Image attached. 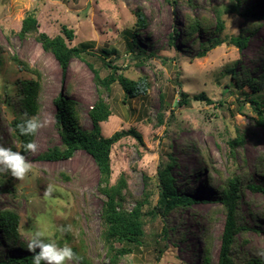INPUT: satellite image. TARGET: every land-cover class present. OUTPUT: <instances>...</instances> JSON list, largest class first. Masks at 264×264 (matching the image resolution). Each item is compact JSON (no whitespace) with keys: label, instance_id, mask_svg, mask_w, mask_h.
Wrapping results in <instances>:
<instances>
[{"label":"rangeland","instance_id":"obj_1","mask_svg":"<svg viewBox=\"0 0 264 264\" xmlns=\"http://www.w3.org/2000/svg\"><path fill=\"white\" fill-rule=\"evenodd\" d=\"M229 2L0 0V146L20 151L11 122L19 110V81L33 77L13 57L18 56L43 73L38 115L43 126L35 137L37 150L25 156L31 171L20 180L0 166V209L18 211L22 232L21 238L14 241L6 239L0 230V261L32 255L28 243L38 228H44L61 246L66 243L75 250L79 264H109L101 237L106 197L98 187L100 172L95 160L84 150L61 161L40 160L38 155L61 143L54 99L69 90L79 103L82 128H92L89 109L99 98L95 69L106 77L115 70L114 65L119 68L118 73L141 80L146 87L129 97L116 81L111 91L104 93L112 115L101 124L103 134L110 136L134 127L143 136L142 143L134 137L123 138L112 152V183L121 173L127 175L126 206L133 208L147 189L156 192L151 200L153 205L157 203L158 168L161 163L170 162V156L176 160L173 174L177 188L202 199L173 212L168 222L162 217L150 219L141 242L133 244L132 252L120 264H200L203 230L208 226L214 236L213 259L217 260L226 220L225 212L218 210L220 205L215 201L217 187L225 178L236 175L246 180L251 177L264 186V125L257 122L256 105L250 101L254 97L264 101V90L253 94L248 86L239 87L231 71L246 68L256 77L264 76V0L241 1V10L251 8L255 19L222 12L224 41L204 57L196 56L200 41L212 35L202 30L195 35L200 41L191 42L183 40L182 32L193 17L203 18L213 31L218 22L215 8ZM137 9L147 18L144 27L136 28ZM29 13L36 15L39 30L50 36L60 34L64 24L74 29L76 37L69 43L84 44L85 59L74 58L64 71L33 35L20 37L18 32ZM253 23L254 32L245 30ZM243 31L251 35L245 48L240 49L229 39ZM135 33L137 45L148 56L143 62L136 55L137 49H129L136 45ZM172 34L176 35L174 42ZM107 62L111 65L107 66ZM181 89L191 96L205 92L215 102L192 100L189 105L178 106ZM163 93L167 95L168 110L160 124ZM239 129L243 130L244 142L232 156L228 141L238 135ZM203 167L207 171H202ZM242 193L240 210L252 229L245 234L246 242L240 243L239 235V248L264 252V193L248 186ZM165 224L175 227L168 236L163 231Z\"/></svg>","mask_w":264,"mask_h":264},{"label":"trees","instance_id":"obj_2","mask_svg":"<svg viewBox=\"0 0 264 264\" xmlns=\"http://www.w3.org/2000/svg\"><path fill=\"white\" fill-rule=\"evenodd\" d=\"M242 0H230L225 7H216L218 22L215 29L212 31L203 18L193 17L183 29V40L191 39V42L200 41V38L195 36L201 31H208L212 36L206 41H200V50L197 52V57H204L210 50L219 46L224 39L221 33L225 29V20L222 12L237 13L242 16L255 19V15L251 8L247 7L241 10ZM136 13V28L144 27L148 24L145 14L141 9H137ZM262 18V17H261ZM260 19V17H257ZM254 23L247 26L245 30L254 32ZM178 32H176L177 34ZM20 37L25 38L33 35L42 45L45 51L51 52L64 71H66L74 58H84L86 46L70 45L69 41L76 37L74 29L64 24L61 28V33L56 36H50L46 32L39 30V21L34 13H29L22 22ZM136 35L134 34V42L136 43ZM251 35V34H250ZM250 35H245L244 31L237 36H231L230 42L235 43L240 49L245 48L248 44ZM175 34L171 35V41L174 42ZM136 47V48H135ZM129 47L130 51L138 50L136 54L140 61H144L148 56H144L146 52L143 48L136 45ZM13 61L25 71L30 72L33 77L29 79H21L19 81L18 97L19 110L15 118L12 120L13 134L19 142V150L25 156L30 152H25L24 145L29 141H35L34 136H21L17 129V124L22 120H26L33 116H38L41 110L40 99L43 93V73L40 69L33 67L27 61L22 60L18 56L13 57ZM107 66L111 63L107 62ZM93 67V65L91 64ZM95 69V68H94ZM114 71L106 77H101L99 71L95 69L96 84L98 85L99 98L89 109V115L92 120V128L83 129L81 126L80 110L78 101L70 96V91H62L54 99L56 112L55 124L61 138L59 145H54L46 151L38 155L40 160L44 161H61L73 157L77 150H84L89 153L95 160L99 172V190L105 195L106 200L102 207V230L101 237L104 241L109 264H120V261L126 255L132 252L133 244H139L142 237L145 235V226L150 219L162 217L163 221L168 222L173 212H178L189 206H192L196 201L202 200L195 196L179 190L176 186L177 179L173 174V166L176 160L170 156L171 161L161 163L157 172L156 187L158 190L157 203L153 205L151 200L152 195L156 192L152 189H147L143 192L140 198L136 199V204L133 208H128L126 202L128 200L124 190L128 188L127 175L121 173L115 183H112L113 166L112 152L116 143L126 137H134L140 143L143 142L142 134L134 127L121 129L110 136L103 134L101 124L108 121L112 115L110 103L104 97V93L110 92L112 84L116 81L120 82L129 97H133L141 91H145L146 87L143 82L135 81L127 77L124 73H118V67L114 65ZM233 77L237 81L239 87L248 86L252 93H257L264 90V76H254L251 70L244 68L241 72L231 70ZM143 85V86H142ZM178 106L191 104L192 100L206 101L214 103L205 92H201L191 96L187 91L181 89L179 92ZM163 107L158 113V122L164 123V115L167 109V95L161 94ZM250 101L256 105L258 112L257 122L264 125V101L258 98H251ZM174 114V109H172ZM240 129L238 135L230 139L229 152L233 156L236 148L243 144L244 134ZM207 171V168H202V171ZM208 177V175H207ZM146 180H149L145 175ZM248 186L254 191L264 193V186L256 183L251 177L249 180L243 179L242 176L236 175L225 178L224 182L217 187L215 201L219 203V209L225 212L226 220L224 224L222 242L220 245L217 260L213 259L214 236L211 233L210 227L204 228V248L200 264H264V252L260 250L241 251L239 248V235L242 236L240 243L246 242L245 234L252 228L244 220V215L240 210L243 188ZM145 207H149L145 210ZM149 216L151 218H149ZM21 215L17 210L12 208L0 209V230L3 232L6 239L14 241L19 240L22 236ZM175 227L165 224L163 231L165 236L168 232L174 230ZM164 237V236H163ZM75 251V250H74ZM0 264H33L32 255L22 257H12L3 261Z\"/></svg>","mask_w":264,"mask_h":264},{"label":"clouds","instance_id":"obj_3","mask_svg":"<svg viewBox=\"0 0 264 264\" xmlns=\"http://www.w3.org/2000/svg\"><path fill=\"white\" fill-rule=\"evenodd\" d=\"M42 126L39 117L33 116L19 122L17 129L21 136L27 137L34 136ZM37 147L35 141H29L24 145L25 152L34 153ZM0 166L20 180H23L31 171V165L22 152L3 146H0ZM48 191H52L51 187ZM27 248L32 253L33 264H68L69 261L73 260L79 264L80 261L79 256L71 246L66 243L61 246L44 228H38L34 232Z\"/></svg>","mask_w":264,"mask_h":264}]
</instances>
